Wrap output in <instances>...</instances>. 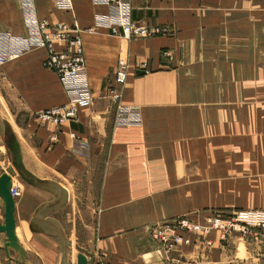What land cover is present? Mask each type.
Here are the masks:
<instances>
[{
    "label": "crops",
    "instance_id": "1",
    "mask_svg": "<svg viewBox=\"0 0 264 264\" xmlns=\"http://www.w3.org/2000/svg\"><path fill=\"white\" fill-rule=\"evenodd\" d=\"M131 2L135 22L167 34L128 41L97 24L109 8L94 0L68 13L35 0L39 19L79 32L93 102L74 122L43 123L38 113L66 103L47 51L0 67V176L21 193L25 259L7 255L4 234L0 249L12 264H77L80 253L89 264H264L252 238L222 243L217 232L166 262L149 234L180 217L264 218V0ZM0 31L26 35L20 0H0ZM119 105L141 125L117 127ZM4 216L0 198V226Z\"/></svg>",
    "mask_w": 264,
    "mask_h": 264
},
{
    "label": "built area",
    "instance_id": "2",
    "mask_svg": "<svg viewBox=\"0 0 264 264\" xmlns=\"http://www.w3.org/2000/svg\"><path fill=\"white\" fill-rule=\"evenodd\" d=\"M54 7L64 13L73 9L72 0H52ZM132 0H94V4L109 8L108 15L97 17V24L107 28L111 35L125 40H144L167 34L160 27L148 26L135 22L131 17ZM20 8L26 35L16 36L0 31V67L19 59L26 53L36 49L47 51L45 67L58 75L64 89L66 103L38 113L37 118L46 124L59 127L77 119L80 109L92 105L93 98L89 87L83 42L77 30L64 25H50L39 19L35 0H20ZM128 65L119 61L116 69V83L125 85L128 77ZM116 100L120 96H116ZM142 123L137 109L119 105L117 107L115 125L117 127L139 126ZM74 139L76 137L72 135ZM14 199L20 196V190L12 187ZM211 232L219 234L220 241L226 243L238 235L244 240L252 238L261 245L264 252V218L254 225L243 223L237 216L214 214L207 217L204 223H196L189 217H180L171 222L156 224L149 228L151 240L166 262H173L171 254L189 247L192 236L203 237L199 242L209 248L211 242L204 237ZM98 264H102L100 261ZM180 264V260H176Z\"/></svg>",
    "mask_w": 264,
    "mask_h": 264
},
{
    "label": "water",
    "instance_id": "3",
    "mask_svg": "<svg viewBox=\"0 0 264 264\" xmlns=\"http://www.w3.org/2000/svg\"><path fill=\"white\" fill-rule=\"evenodd\" d=\"M12 180L8 174L0 176V198L4 204L5 216L4 225L0 226V234L6 236L4 243V249L9 255V250H13L19 254L22 260L25 259V253L22 247L18 244V240L15 234V199L11 195ZM77 264H89L87 257L80 253L77 256Z\"/></svg>",
    "mask_w": 264,
    "mask_h": 264
},
{
    "label": "rangeland",
    "instance_id": "4",
    "mask_svg": "<svg viewBox=\"0 0 264 264\" xmlns=\"http://www.w3.org/2000/svg\"><path fill=\"white\" fill-rule=\"evenodd\" d=\"M1 245V244H0ZM0 264H12V260L9 261L7 258H6V255L5 253L3 252L2 249H0Z\"/></svg>",
    "mask_w": 264,
    "mask_h": 264
}]
</instances>
